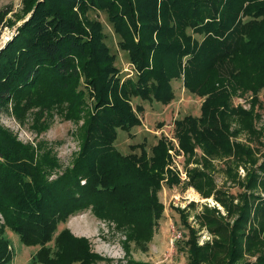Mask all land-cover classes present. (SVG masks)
Here are the masks:
<instances>
[{"label": "trees", "instance_id": "trees-1", "mask_svg": "<svg viewBox=\"0 0 264 264\" xmlns=\"http://www.w3.org/2000/svg\"><path fill=\"white\" fill-rule=\"evenodd\" d=\"M90 10L106 14L134 77L120 75L102 24L89 18ZM5 14L0 13V31ZM15 16L22 24L0 50V115L9 105L17 116L36 107L82 123L79 149L63 168L48 144L22 143L0 126V264H12L15 257L7 231L23 246L37 247L27 264L107 261L91 252L85 238L67 227L59 230L83 211L123 227L129 241H151L164 212L158 191L164 179L168 187L180 183L169 168L170 144L160 137L148 155L142 143L130 146L139 154H123L114 142L117 130L130 134L141 125L142 108L132 107L131 99L168 104L176 78L203 98L199 116L174 121L187 162L197 165L187 170L185 185L212 197L226 213L202 205L195 218L212 238L200 244L185 209L175 208L187 228L177 248L187 253L188 264H264V198L244 194L235 204L233 194L218 188L212 164L233 156L224 172L232 182L238 162L256 164L251 149L229 138L231 118L242 117L244 128L252 113L232 107L230 98L240 90L258 101L264 88V0H22ZM195 147L202 157L194 158ZM258 169L264 190V161ZM259 177L255 169L248 171L246 188H256Z\"/></svg>", "mask_w": 264, "mask_h": 264}, {"label": "rangeland", "instance_id": "rangeland-1", "mask_svg": "<svg viewBox=\"0 0 264 264\" xmlns=\"http://www.w3.org/2000/svg\"><path fill=\"white\" fill-rule=\"evenodd\" d=\"M21 9L22 0H0V13H6L0 31V50L14 36L15 29L22 24V20L15 22V15ZM88 16L102 24V32L106 36L105 42L116 56L114 65L120 70V75L124 78L134 77L133 66L128 61L127 53L119 49L118 41L120 38L113 32L106 14L103 11L90 10ZM14 22L15 24H10ZM194 37L198 40L201 39V36L197 34ZM171 87L174 98L168 104H160L152 100L144 101L133 97L130 102L131 106L139 105L142 108L141 111H137L141 125L131 129L130 134L121 129L117 130V139L114 142L115 148L123 154L134 152L139 154V148L132 151L130 146L142 143L148 155L151 154V146L160 137H165L170 144L167 150L171 157L169 168L176 173L180 183L168 187L165 183L166 179H164L165 181L157 194L164 212L155 223L151 241L145 245L136 244L132 240L129 241L126 239V231L123 227H118L113 221L99 220L90 211H83L78 215L71 216L64 224L58 226L59 230L64 227L69 228L74 237L85 238L90 244L91 252L107 259V261L98 264H127L130 260L144 264H188L187 253L180 251L179 247L177 248L179 245L180 247L183 246L187 228L180 222L179 213L175 208L185 209L187 223L197 230L200 244L212 238L207 229L200 226L195 218L196 214L203 210L202 205L210 204L219 208L222 215L226 214L224 208L214 202L212 197L209 199L202 198L190 185H185L189 181L187 170L197 165L193 159L191 162H187V155L180 148L179 141L175 136L174 121L184 116H199L203 98L187 92L183 88L181 78L173 79ZM252 97L250 92L240 90L231 95L230 105L232 107L241 106L252 113L250 125L244 128L240 123L242 117L231 118L229 138L232 142H238L251 149L256 158V164L238 162L236 167L237 180L232 182L226 180V177V179L224 178V172L227 162L229 159L232 160L233 156L212 159L213 176L218 188L233 194L235 204L239 203V197L241 198L240 201H243L242 196L244 194H260L264 198V190L261 188L259 177L261 170L258 169V166L264 161V88L258 93V101H253ZM81 123V120L75 123L70 122L56 113L50 115L48 111L40 113L36 107H31L21 116H17L13 111V106L9 105L7 110L0 115V126L8 129L20 142L33 146L38 143L48 144L57 155L61 168L71 163L79 149L78 127ZM194 150L196 152L194 158L202 157L203 152L200 148L195 147ZM252 168L256 170L259 179L256 188L250 190L244 184L247 179V172L252 171ZM241 193L243 194L238 196ZM190 203H193V206H190ZM255 224L257 227L259 226L258 223ZM7 233L12 241V251L15 254L12 264H27L37 247H25L19 242L17 236L8 231ZM247 258L251 261L255 259V257Z\"/></svg>", "mask_w": 264, "mask_h": 264}, {"label": "built area", "instance_id": "built-area-1", "mask_svg": "<svg viewBox=\"0 0 264 264\" xmlns=\"http://www.w3.org/2000/svg\"><path fill=\"white\" fill-rule=\"evenodd\" d=\"M3 217H1V215H0V224H4V220L2 219Z\"/></svg>", "mask_w": 264, "mask_h": 264}]
</instances>
